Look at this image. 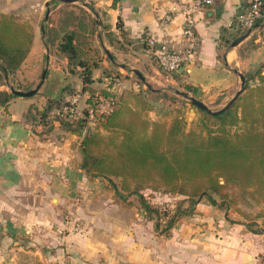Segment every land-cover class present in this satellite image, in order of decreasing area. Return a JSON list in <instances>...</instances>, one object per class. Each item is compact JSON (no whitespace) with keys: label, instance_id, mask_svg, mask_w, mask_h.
I'll use <instances>...</instances> for the list:
<instances>
[{"label":"crops","instance_id":"1","mask_svg":"<svg viewBox=\"0 0 264 264\" xmlns=\"http://www.w3.org/2000/svg\"><path fill=\"white\" fill-rule=\"evenodd\" d=\"M51 1L7 0L0 4V12L34 17L40 5L48 7ZM57 1L55 11L61 22L66 14L82 16L72 5L79 2L85 15L99 14L104 30L100 41L112 55L105 64L139 69L150 82L191 84L199 94L225 93L227 101L239 89V71L245 74L258 67L264 73V37L258 35L249 45L253 30L233 44L248 31L241 26L239 14L249 0H215L198 11L196 59L186 70L172 73L159 66L144 36L150 33L158 45L184 50V15L166 24L162 17L179 2L190 0ZM53 58L48 57L50 63ZM61 72V91L52 95L39 89L26 102H19L17 96L22 95L16 94L6 105L0 103L9 110V115L0 117V264H161L160 257L165 264H174L173 251H179L174 237L169 247H157L153 223H146L135 206L117 200L114 189L90 183L86 171L77 166L81 136L58 121L41 138L31 127L28 109L42 108L48 98L59 97L64 86L72 84V74L64 68ZM72 86L80 89L82 81ZM76 192H81V201ZM61 212H69L68 218ZM235 212L240 215L201 199V264H262L264 232L258 228L264 227L263 217Z\"/></svg>","mask_w":264,"mask_h":264},{"label":"trees","instance_id":"2","mask_svg":"<svg viewBox=\"0 0 264 264\" xmlns=\"http://www.w3.org/2000/svg\"><path fill=\"white\" fill-rule=\"evenodd\" d=\"M34 39L32 27L17 14L0 12V71L9 73L18 69L29 55ZM77 39L74 32L67 33L58 48L67 56L69 63H74L77 68H88L86 73L82 71L80 74V91H89L86 101L94 108L99 120L95 128L89 127L88 108H84V116H73L64 110L70 104L69 96L79 92L72 84L65 85L59 97L48 98L43 109L32 105L27 116L33 117V111L42 115L47 113L50 120L41 121L45 124L50 121L46 131L49 132L58 121L65 130L80 135V167L89 177H119L120 185L115 186L119 197L126 199L125 192L138 194L146 215L150 219L157 215L156 228L166 234L177 226L181 217L193 212L195 204L204 196L215 205L239 211H242L239 204L249 198L257 205L264 203L262 68L245 73L247 82L244 91L235 103L222 112L212 113L200 108L204 114L197 127L186 129L184 118L177 116L169 127L154 122L149 129L148 121L143 119L139 122L136 118L138 113L132 108L135 116L126 117V101L122 95L118 97L111 87L92 84L95 80L93 69L99 65L95 60L81 57L80 54L85 53L90 58L88 51L92 47L91 43L83 45ZM69 70L75 72L76 69L71 66ZM175 74L177 77L178 74ZM185 86L188 90H195L191 84ZM149 88L154 96L162 93L161 88L152 85ZM12 96H16L13 91L0 88L2 105H6ZM101 96L111 98L113 106L109 111L98 112ZM55 108L57 111L53 114ZM99 127L108 134H103ZM147 185H163L171 191L189 195L191 205L187 208L179 205L168 213L151 203L142 192ZM243 213L264 219V205L254 212ZM162 214L169 218L161 228ZM258 230L264 232V227Z\"/></svg>","mask_w":264,"mask_h":264},{"label":"rangeland","instance_id":"3","mask_svg":"<svg viewBox=\"0 0 264 264\" xmlns=\"http://www.w3.org/2000/svg\"><path fill=\"white\" fill-rule=\"evenodd\" d=\"M6 2L7 0H0V4H6ZM58 3L59 1L53 0L51 1V4H48V7H46V5L44 4L40 5L41 7L39 8V10H37L38 14H36L34 17H24L17 14L22 21L27 22L32 27L34 36H38V40L36 39L32 47V53L29 54L23 66H20L13 72H9L8 77H6L5 73L0 71V88L12 91L11 86H14L18 89L29 90L39 83L43 70L46 67L48 68L46 78L40 89L41 91L47 92V94L50 93L53 95L57 91H61L64 79L61 68H64L65 71H68L70 74H72V76L74 77L71 81L73 85H75L77 82L82 81V77L80 74L82 73V71H85L86 73V70L88 68H77L74 63H69L67 56L58 48L59 44L64 40L65 35L67 33L74 32L76 37H78V42H82L83 45H88L89 43H91L92 49L88 51V53L91 54L90 58L85 53L80 54L81 57L84 59H89V61L95 60V63L98 62L99 69H93L92 74L97 76L92 84L95 86L111 87V89L116 93L118 97L122 95L124 97V100L126 101V105L124 106V114L126 115V117L131 118L135 116L132 110L137 111V120L139 122H142L143 119L147 120L149 123V129L154 122H160L163 124V126L169 127L177 116L184 118L186 129H190L194 126L197 127L198 121L204 113L200 110L199 107L194 105L189 99L178 92V90L189 92L187 91V87L185 85H174L169 81H166V83L162 82V84L160 82H150L148 80L144 81L131 68L125 69L121 67L119 63L108 65L105 64L108 63V53L100 41V36L104 32L102 28L103 25L101 16L96 13L92 14L91 12L88 15H85V10L82 7L83 5H81L82 3L79 2L72 5L77 6V9L82 16L72 18L71 16L66 14L62 16V19L64 18V22H61L59 20L61 18L57 17V11H55ZM66 5L68 6V9H70L69 7H71V4L66 3ZM48 11L49 16L48 18H46V14ZM42 25H45L44 31L42 30ZM253 29L256 30V32L254 36L249 39V45L255 43V39L256 37H258V35L264 37V22L258 23ZM37 45H39L38 48H36ZM52 56L54 57L53 62L50 63L48 57L49 59H51ZM71 66L76 69L75 72H71L69 70ZM257 69L259 68L256 67L253 70L250 69L247 71V73L250 74ZM255 81H250V83H253ZM147 82H149L153 87L161 88L159 90H161L162 93H167L168 95L166 96L161 93L158 96H154L153 94H151ZM74 87L76 88V86ZM238 88H240V85ZM235 93L236 92H234L230 98H232ZM35 94L31 96H34ZM77 94L80 95L78 96L77 102L74 106V111L76 112V115H83V108L86 105L85 97H88L89 91L82 92L79 89V92ZM190 94L203 100L212 109H219L230 100H225V93L204 95L193 91V93ZM17 97L19 102H26L28 99L27 96ZM174 97H176L177 99H174ZM101 104L102 102L99 103L98 112H101L103 107H105V104ZM130 108H132V110ZM56 109L57 108L52 111L53 114L56 113ZM42 111L43 110H41V112ZM7 114L9 115V110L7 109V107H0V117H6L5 115ZM32 114L34 116H27V120L31 122V127L41 138L43 137V133L48 132L45 129H47L50 122L49 121L48 124H45L41 121L50 119L48 118L47 113L42 115V113L37 114L33 111ZM98 121L99 120L97 117L94 118V116H90V129H94L96 122L98 123ZM53 128L51 130H53ZM98 129H100L103 134H108V132L102 127H99ZM53 133L55 135L58 134L56 131H54ZM77 139L79 140L80 137H78ZM80 163L81 159L77 160V166L80 167ZM90 178L92 181H90V183L107 186L110 189L114 190L115 186L120 185V178L117 176H112V178L104 176H91ZM33 180H35V178ZM142 192L151 201V203H153L157 207H160L161 209L167 210L168 213H172L177 207H179V205L182 208H187L191 205V199H189V195L175 190L171 191L163 185H147L142 189ZM106 194L109 196V192H106ZM245 194L248 195V193ZM74 195L78 197V200L81 201V192H76L74 193ZM125 195L126 199H123L119 197L115 190V196L117 200H122L127 205L135 206V208H138V211L143 215L146 223H148L149 221L153 223L154 233L158 236V239L156 238L157 247L162 248L164 245L169 247L168 244L171 243L170 241L174 237V248L179 250L173 251L174 264H201V199L198 203L195 204V206L193 204V212L185 214L183 217H181L177 226L170 229V232L166 234L162 233L160 229L156 228L155 221L157 220V215H154L153 219H150L146 215V213L140 206L138 194H127L125 192ZM213 195L219 201H222V198L218 194L213 192ZM203 198L205 199V201L209 202L208 197L204 196ZM263 205L264 203H262L261 205H257L253 202L252 199L249 198V200H247L246 202L240 203L239 207L242 209L243 214L244 211L254 212L260 209V207H262ZM228 209L231 210L232 215H240L239 213L235 212L236 209ZM60 214L62 217H65L67 219L69 212H61ZM168 218V215L162 214L160 218L161 228L166 225ZM160 239L161 241H159ZM185 248L191 249V251H181V249L185 250ZM159 261H161V264H165L164 258L162 261V258L160 257Z\"/></svg>","mask_w":264,"mask_h":264},{"label":"built area","instance_id":"4","mask_svg":"<svg viewBox=\"0 0 264 264\" xmlns=\"http://www.w3.org/2000/svg\"><path fill=\"white\" fill-rule=\"evenodd\" d=\"M214 1L215 0L181 1L168 9L163 15L162 21L165 24L173 20L178 14L184 15L183 34L187 40V46L184 50H175L163 45H158L156 39L150 33L145 34V43L152 50L157 63L163 70L171 73L177 72L181 68L186 70L195 61L199 46L196 13L204 7L211 5ZM239 22L246 30L254 28L260 22H264V0H249V5L246 10L239 14ZM79 95L80 94H74L69 96L68 99L70 100V104L66 105L64 108L65 111L71 112L74 116H81L76 115L74 111V106ZM101 102L105 104L102 111H109L113 106L112 100L109 97L101 96L100 103ZM84 108H88L89 118L90 116H94V118L97 117L94 108L87 101ZM84 115L85 113L82 116ZM261 261L262 264H264V254L262 255Z\"/></svg>","mask_w":264,"mask_h":264},{"label":"water","instance_id":"5","mask_svg":"<svg viewBox=\"0 0 264 264\" xmlns=\"http://www.w3.org/2000/svg\"><path fill=\"white\" fill-rule=\"evenodd\" d=\"M66 1H72V0H66ZM49 16V11L46 14V18H48ZM42 30H45V25H42ZM254 29L251 28L248 31H246V33H244L243 35H241L240 37H238L237 39H235V41L233 42L234 45L238 44L244 37H246L248 34H250ZM108 55L110 57H112L111 53L109 51H107ZM47 67L43 70L42 76H41V80L39 81V83L29 89V90H23V89H18L14 86H11L12 91L17 94V95H22V96H31L35 93H37V91L40 89V87L42 86L45 78H46V74H47ZM144 81H146L145 76L143 75V73L139 70V69H133ZM6 77H8V72L5 73ZM240 77H241V83H240V88L236 91L235 95L221 108L219 109H212L210 108L207 103H205L203 100L191 95L190 93L183 91V90H178V92L180 94H182L184 97H186L187 99H189L194 105H196L197 107L201 108V109H205L208 110L209 112L212 113H220L223 110H225L226 108H228L229 106H231L238 98L239 96L242 94V92L245 89V85H246V76L243 72L239 71ZM147 85L149 87H151V84L149 82H147Z\"/></svg>","mask_w":264,"mask_h":264}]
</instances>
